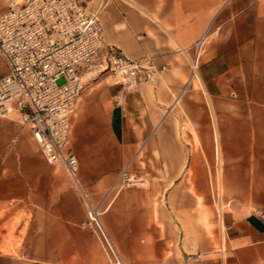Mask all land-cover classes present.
Here are the masks:
<instances>
[{
    "label": "crops",
    "instance_id": "1",
    "mask_svg": "<svg viewBox=\"0 0 264 264\" xmlns=\"http://www.w3.org/2000/svg\"><path fill=\"white\" fill-rule=\"evenodd\" d=\"M101 4L104 42L164 67L124 92L112 75L85 74L71 119L80 180L92 202L102 201L100 220L121 263L264 264V0H91ZM6 71L0 58V76ZM10 115L0 116V264H113L83 225L65 171ZM213 152L227 208L220 251L196 228L209 217L180 191L197 170L192 185L205 195ZM127 164L140 167L142 185L109 190ZM189 253L196 256L185 263Z\"/></svg>",
    "mask_w": 264,
    "mask_h": 264
},
{
    "label": "built area",
    "instance_id": "2",
    "mask_svg": "<svg viewBox=\"0 0 264 264\" xmlns=\"http://www.w3.org/2000/svg\"><path fill=\"white\" fill-rule=\"evenodd\" d=\"M91 0H9L0 11V58L7 67L0 76V116L13 114L26 126L44 160L61 167L85 207L84 226L91 229L113 264H122L101 220V203H94L79 176L77 155L69 144L71 119L82 94L84 75L115 77L122 92L152 81L157 68L150 56L129 58L102 37L100 10ZM196 41L190 82L207 41ZM121 94L116 95L119 103ZM140 179L122 167L109 190Z\"/></svg>",
    "mask_w": 264,
    "mask_h": 264
},
{
    "label": "rangeland",
    "instance_id": "3",
    "mask_svg": "<svg viewBox=\"0 0 264 264\" xmlns=\"http://www.w3.org/2000/svg\"><path fill=\"white\" fill-rule=\"evenodd\" d=\"M9 0H0V2H3V9L6 7V4ZM114 81V79H113ZM13 116V115H10ZM179 128L183 132V137L184 139H187L186 137V124H183L182 127L179 125ZM194 135V134H193ZM194 144L198 146V141L196 139V136L194 135ZM140 165V164H137ZM142 165V164H141ZM127 166V171L128 175L130 177H133L134 179H139L137 177V171L139 170L140 167L138 166ZM208 168H207V175L209 177L208 180V186L205 191V195L203 192L198 191L197 186L192 185V178L194 177L195 179L198 177V171H189V182L191 183L189 186L183 185L180 187V191L182 192H189L192 194L196 200V205H195V210H203L205 217H209L207 220H205L204 223L198 222L196 223V228H204V230L207 231L211 243H212V248L217 249L220 251V237H221V226H220V214L222 213L223 210H226V202L224 201L223 197V189L222 186L220 185V192H218V182L220 183V170H219V161L217 159V156L215 155V152L212 153L211 155V162L208 163ZM142 167V166H141ZM119 171V170H118ZM131 186H141L142 181H136L135 184H128ZM125 185V186H128ZM158 201H155V207L157 206ZM85 208V207H84ZM103 210V208L101 209ZM209 220V222H208ZM180 242H181V236H180ZM195 242V246H196ZM192 256H196V254H186L184 256L185 263L188 261ZM199 256V254H197ZM123 260V259H122ZM123 263L125 264V261L123 260Z\"/></svg>",
    "mask_w": 264,
    "mask_h": 264
},
{
    "label": "bare ground",
    "instance_id": "4",
    "mask_svg": "<svg viewBox=\"0 0 264 264\" xmlns=\"http://www.w3.org/2000/svg\"><path fill=\"white\" fill-rule=\"evenodd\" d=\"M16 1H20V0H16Z\"/></svg>",
    "mask_w": 264,
    "mask_h": 264
}]
</instances>
